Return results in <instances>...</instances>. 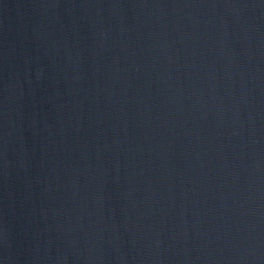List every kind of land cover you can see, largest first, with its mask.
Wrapping results in <instances>:
<instances>
[{"label": "water", "instance_id": "water-1", "mask_svg": "<svg viewBox=\"0 0 264 264\" xmlns=\"http://www.w3.org/2000/svg\"><path fill=\"white\" fill-rule=\"evenodd\" d=\"M0 264H264V0H0Z\"/></svg>", "mask_w": 264, "mask_h": 264}]
</instances>
